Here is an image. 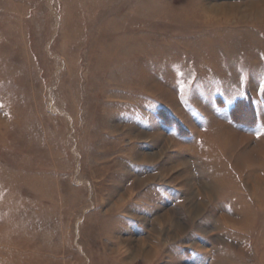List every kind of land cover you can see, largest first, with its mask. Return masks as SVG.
Listing matches in <instances>:
<instances>
[{
    "label": "rangeland",
    "instance_id": "obj_1",
    "mask_svg": "<svg viewBox=\"0 0 264 264\" xmlns=\"http://www.w3.org/2000/svg\"><path fill=\"white\" fill-rule=\"evenodd\" d=\"M0 264H264V0H0Z\"/></svg>",
    "mask_w": 264,
    "mask_h": 264
}]
</instances>
